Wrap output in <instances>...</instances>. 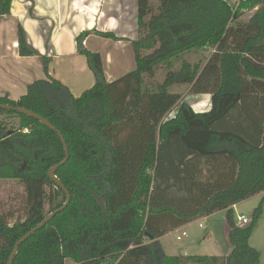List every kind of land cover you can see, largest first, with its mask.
Segmentation results:
<instances>
[{"label": "trees", "instance_id": "16d2710c", "mask_svg": "<svg viewBox=\"0 0 264 264\" xmlns=\"http://www.w3.org/2000/svg\"><path fill=\"white\" fill-rule=\"evenodd\" d=\"M137 0L135 70L107 83L98 53L76 38L94 85L75 98L47 75L18 100L0 95V180L17 181L24 215L0 212V264L16 242L70 201L17 249L12 264H261L249 246L262 216V201L248 226H238L233 207L264 192V0ZM12 0H0V16ZM256 9L246 23L245 11ZM19 30V36L22 38ZM113 38L110 33H98ZM212 50L204 65L183 61L148 90L144 77L184 53ZM32 56L30 50L22 52ZM208 95L210 108L194 112L178 93ZM29 110L37 119L17 113ZM173 114V115H172ZM170 115H172L170 117ZM162 164L171 171L158 177ZM224 210L230 252L168 256L159 239L197 217Z\"/></svg>", "mask_w": 264, "mask_h": 264}, {"label": "crops", "instance_id": "0c3cea01", "mask_svg": "<svg viewBox=\"0 0 264 264\" xmlns=\"http://www.w3.org/2000/svg\"><path fill=\"white\" fill-rule=\"evenodd\" d=\"M224 1L233 7L238 0ZM255 10L245 11L242 17L246 18L241 17L239 22L246 23ZM83 33H87L82 41L83 48L101 57L105 81L110 83L120 78L129 68L126 69L129 59L125 58L130 56L129 47L133 50V40L139 36L137 0H12L9 15L0 16V95L18 100L30 84L46 78L44 61L47 75L65 85L73 97L90 89L95 78L76 45V38ZM98 33H110L115 39ZM16 41L18 48L12 47ZM26 49L33 55H23ZM204 102L197 103L194 108L202 107ZM17 183L0 181V212H13L10 224L17 218L14 211L17 206L11 207L17 203L16 195L23 189ZM4 184L20 189L11 190L14 198H9ZM171 232L159 239L160 245Z\"/></svg>", "mask_w": 264, "mask_h": 264}, {"label": "rangeland", "instance_id": "374dc122", "mask_svg": "<svg viewBox=\"0 0 264 264\" xmlns=\"http://www.w3.org/2000/svg\"><path fill=\"white\" fill-rule=\"evenodd\" d=\"M152 3L156 5V1L153 0ZM243 15V14H242ZM242 17V16H241ZM243 20L246 17H242ZM113 39V38H110ZM137 39L133 40L136 41ZM210 49L205 51H199L197 53L189 54L184 53L178 57L171 59L169 62L162 65L158 68L153 78L144 77V86L148 90H155V87L160 84L168 71H177L180 69V66L183 61H186L191 64L199 63V65H204L206 59L211 54ZM128 53L130 56H125L126 61L128 64L126 66V73H129L135 70V56L133 54L132 47H129ZM120 77V76H118ZM171 93H178L183 97V100L188 103L194 112H206L210 108V98L204 95H193L189 92V86L187 85H174L168 89ZM205 98V99H204ZM205 100L202 107H197L196 109L194 106ZM5 121L7 126L11 124H15L17 119L7 117L5 115H0V122ZM169 171H171L169 165L162 164L160 166L158 177L166 178L169 176ZM0 181H8V180H0ZM19 184V183H17ZM6 185V186H5ZM7 188V195L9 198H14L11 193V190H20L16 188L14 185L10 186L8 184H4ZM19 186V185H18ZM17 186V187H18ZM10 187V188H9ZM13 187V189L11 188ZM17 196V203L18 205H14L11 208L16 209L14 210L17 214V217H22L24 215V205H25V193L24 190H21V193H18ZM262 201V216L260 217L259 221L255 225V228L252 231V234L249 239V246L256 249L260 254V262L264 264V192L256 194L240 203H238L235 208L233 209V219L236 225L241 226H248L251 222L252 213L258 207L260 202ZM8 202V201H6ZM239 216H243L247 224H241L237 221ZM201 225V227H199ZM185 226L182 230L178 232H171L167 235L163 241L161 242L162 247L165 249V253L173 254L176 256H183V255H207V256H218V257H225L229 254L231 248L228 241V224L226 222V212L224 210L214 212L208 216H200L192 220L190 223L183 225ZM173 231V230H172ZM186 233L185 237H182L181 240H177V236H180L182 232ZM67 263L65 264H75L71 260H66Z\"/></svg>", "mask_w": 264, "mask_h": 264}, {"label": "water", "instance_id": "95a60500", "mask_svg": "<svg viewBox=\"0 0 264 264\" xmlns=\"http://www.w3.org/2000/svg\"><path fill=\"white\" fill-rule=\"evenodd\" d=\"M0 109H4V110H7V109H12V108H9L8 106H5V105H1L0 104ZM17 113L19 114H22V115H25L27 117H31V118H34V119H37L40 123H42L43 125H45L46 127H48L50 130L56 132V134L58 135L60 141L62 142L63 144V147H64V152H65V160L62 162L64 163L67 159H68V149H67V146L65 144V141L62 137V135L49 123L47 122L44 118H42L41 116L29 111V110H26V109H23V108H15L14 109ZM58 165H55L53 166L49 172H48V177L50 179H52L56 185L65 193V196H66V202L64 203V205L56 210L55 212L49 214L48 216H46V218L44 220H42V222H40L35 228H33L30 232H28L26 235H24L22 238H20L16 244H15V247H14V250L12 252V254L10 255L9 257V260H8V264H12L13 262V259L17 253V249H18V246L23 242L25 241L31 234H33L35 231H37L38 229H40L45 223H47L55 214L59 213L60 211H62L69 203L70 201V195H69V192L65 189V187L61 184V182L55 177V171L57 169Z\"/></svg>", "mask_w": 264, "mask_h": 264}, {"label": "built area", "instance_id": "2783aa9c", "mask_svg": "<svg viewBox=\"0 0 264 264\" xmlns=\"http://www.w3.org/2000/svg\"><path fill=\"white\" fill-rule=\"evenodd\" d=\"M18 45H19V43H18V41H16V42H14V43L12 44V47H14V48H18ZM172 115H173V114H172ZM172 115H170V117H171ZM237 221H238L239 223H241V224H245V225L247 224V221H246V219H245L243 216H239V217L237 218ZM199 227H201V225H199ZM185 236H186V233H185V232H182L180 236H177V240H181L182 237H185Z\"/></svg>", "mask_w": 264, "mask_h": 264}]
</instances>
